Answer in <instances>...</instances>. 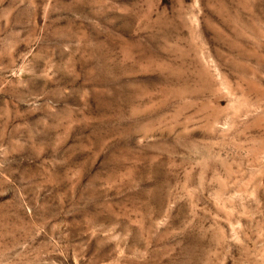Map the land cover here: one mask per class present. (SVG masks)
<instances>
[{
    "label": "rangeland",
    "instance_id": "374dc122",
    "mask_svg": "<svg viewBox=\"0 0 264 264\" xmlns=\"http://www.w3.org/2000/svg\"><path fill=\"white\" fill-rule=\"evenodd\" d=\"M0 264H264V0H0Z\"/></svg>",
    "mask_w": 264,
    "mask_h": 264
}]
</instances>
